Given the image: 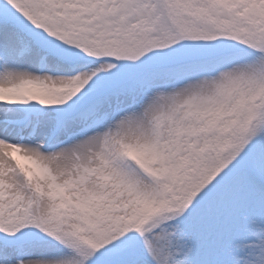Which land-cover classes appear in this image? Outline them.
<instances>
[{
    "label": "snow or ice",
    "instance_id": "snow-or-ice-1",
    "mask_svg": "<svg viewBox=\"0 0 264 264\" xmlns=\"http://www.w3.org/2000/svg\"><path fill=\"white\" fill-rule=\"evenodd\" d=\"M0 264H264V0H0Z\"/></svg>",
    "mask_w": 264,
    "mask_h": 264
}]
</instances>
